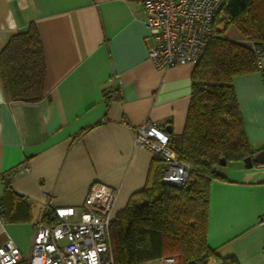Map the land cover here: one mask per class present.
Here are the masks:
<instances>
[{"label":"crops","instance_id":"1","mask_svg":"<svg viewBox=\"0 0 264 264\" xmlns=\"http://www.w3.org/2000/svg\"><path fill=\"white\" fill-rule=\"evenodd\" d=\"M144 20L138 0H0V50L33 23L45 63L38 101L10 99L0 81V198L7 182L29 203L28 218L0 211V243L9 238L28 253L45 205L79 208L93 182L115 189L114 219L156 157L135 145L133 127L150 120L182 133L195 63L157 69ZM232 84L254 155L264 150V74ZM217 170L224 178L211 181L207 243L238 264H264V164Z\"/></svg>","mask_w":264,"mask_h":264},{"label":"trees","instance_id":"2","mask_svg":"<svg viewBox=\"0 0 264 264\" xmlns=\"http://www.w3.org/2000/svg\"><path fill=\"white\" fill-rule=\"evenodd\" d=\"M220 25L222 29H214L192 70L183 131L169 135L177 159L189 166L188 180L182 187L164 183L165 163L155 155L145 187L110 224L115 264H141L165 256H172L174 264H191L194 259L207 264L211 258L216 264H238L233 256L220 257L207 243L210 185L212 180L224 178L217 170L221 159L243 162L253 154L232 79L259 71L253 48L264 47V0H227L214 20L215 27ZM231 26L240 33L238 39L223 34ZM44 77L43 48L30 23L12 34L0 50L2 89L12 100L38 101ZM28 210V201L5 182L0 198L4 217L28 218ZM52 217L49 208L43 221Z\"/></svg>","mask_w":264,"mask_h":264},{"label":"built area","instance_id":"3","mask_svg":"<svg viewBox=\"0 0 264 264\" xmlns=\"http://www.w3.org/2000/svg\"><path fill=\"white\" fill-rule=\"evenodd\" d=\"M145 14V26L151 45L148 59L157 69L196 63L203 55L215 28L214 20L227 0H138ZM257 67L264 74V47L253 48ZM164 124L146 120L133 127L135 145L161 157L165 163L162 180L182 187L189 177L187 163L177 159L169 146L170 136ZM17 171L15 175L20 173ZM115 189L93 182L79 208L53 207V217L43 221L48 202L37 221L24 255L11 240L0 243V264H115L110 243L111 207ZM4 219L0 216V226ZM257 224L264 227V214ZM141 264H174L165 256ZM191 264H201L192 260ZM207 264H216L211 258Z\"/></svg>","mask_w":264,"mask_h":264},{"label":"water","instance_id":"4","mask_svg":"<svg viewBox=\"0 0 264 264\" xmlns=\"http://www.w3.org/2000/svg\"><path fill=\"white\" fill-rule=\"evenodd\" d=\"M165 129H166V132H167L168 134H170L171 131H172V128H171L170 125H167V126L165 127ZM243 163H244V165L247 166V167H251V166L253 165V163L264 164V150H260V151H258L257 153H255L254 155H249V156L245 157V158L243 159ZM225 164H226L225 159H221V160L219 161V165H225ZM168 184H169V183H168ZM169 185H170V184H169ZM171 185H172V184H171Z\"/></svg>","mask_w":264,"mask_h":264},{"label":"rangeland","instance_id":"5","mask_svg":"<svg viewBox=\"0 0 264 264\" xmlns=\"http://www.w3.org/2000/svg\"><path fill=\"white\" fill-rule=\"evenodd\" d=\"M222 25H220V29H222ZM227 38L231 39H238L240 37V33L234 28V27H228L227 30L223 33ZM219 169V167H218ZM221 169V168H220ZM141 198H139L140 201ZM27 254V253H26ZM24 254V255H26ZM167 255H170V253H167ZM159 259V258H158ZM157 260V259H154Z\"/></svg>","mask_w":264,"mask_h":264}]
</instances>
